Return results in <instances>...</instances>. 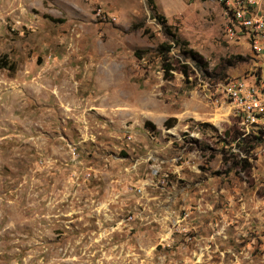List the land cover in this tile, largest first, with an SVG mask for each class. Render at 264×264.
Returning a JSON list of instances; mask_svg holds the SVG:
<instances>
[{"label": "rangeland", "instance_id": "obj_1", "mask_svg": "<svg viewBox=\"0 0 264 264\" xmlns=\"http://www.w3.org/2000/svg\"><path fill=\"white\" fill-rule=\"evenodd\" d=\"M151 2L0 0V264H264V115L239 151L204 86H264V45L219 0ZM165 29L202 70L163 74Z\"/></svg>", "mask_w": 264, "mask_h": 264}, {"label": "built area", "instance_id": "obj_2", "mask_svg": "<svg viewBox=\"0 0 264 264\" xmlns=\"http://www.w3.org/2000/svg\"><path fill=\"white\" fill-rule=\"evenodd\" d=\"M228 19L227 36L237 38L238 33L245 32L252 37L255 49L258 44L264 45V22L262 17L254 18L251 10L255 0H219ZM264 49V48H263ZM214 95H220L230 104L240 120L241 135L249 134L250 129L259 124L264 115V86L257 84L254 76L244 78H225L214 84L204 85Z\"/></svg>", "mask_w": 264, "mask_h": 264}, {"label": "trees", "instance_id": "obj_3", "mask_svg": "<svg viewBox=\"0 0 264 264\" xmlns=\"http://www.w3.org/2000/svg\"><path fill=\"white\" fill-rule=\"evenodd\" d=\"M149 2L152 4L151 0H149ZM164 35L168 39L169 44H167V43L160 44L157 48V52L160 56L161 69H162V72L165 76L171 77L173 72H178V73L184 75L185 77H188L189 73H192L190 65H193L195 68L202 70L203 65H204L202 58L198 54H196L195 52H192V51H186V53L183 54L182 60L178 61L177 65L175 66L174 62H172V60H171L172 57L170 56V53L174 47H177L180 45V42H179L178 38H176L167 29H165ZM256 78L257 77H255V79ZM256 82L258 85H260L258 81H256ZM240 136H241V132L236 131L235 135H233L232 143H235V145L238 147L237 149L239 151H244L243 146H241L242 142L239 143V141H238V139L243 141L242 140L243 138H241ZM246 159H247L246 157L239 159L240 164H247Z\"/></svg>", "mask_w": 264, "mask_h": 264}]
</instances>
